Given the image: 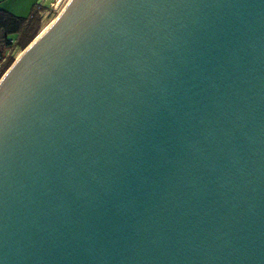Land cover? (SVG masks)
I'll use <instances>...</instances> for the list:
<instances>
[{
  "label": "water",
  "instance_id": "obj_1",
  "mask_svg": "<svg viewBox=\"0 0 264 264\" xmlns=\"http://www.w3.org/2000/svg\"><path fill=\"white\" fill-rule=\"evenodd\" d=\"M38 38L0 81V264H264V0H72Z\"/></svg>",
  "mask_w": 264,
  "mask_h": 264
},
{
  "label": "trees",
  "instance_id": "obj_2",
  "mask_svg": "<svg viewBox=\"0 0 264 264\" xmlns=\"http://www.w3.org/2000/svg\"><path fill=\"white\" fill-rule=\"evenodd\" d=\"M42 17L32 16L29 19H22L4 11H0V47L9 52L6 58L4 69L0 78L13 65L17 54L23 53L28 46L41 33ZM0 56V62L4 59Z\"/></svg>",
  "mask_w": 264,
  "mask_h": 264
},
{
  "label": "rangeland",
  "instance_id": "obj_3",
  "mask_svg": "<svg viewBox=\"0 0 264 264\" xmlns=\"http://www.w3.org/2000/svg\"><path fill=\"white\" fill-rule=\"evenodd\" d=\"M70 1L72 0H64L63 3L60 5L59 9L57 10V12H54V8L51 7V3L48 0H38L37 5L35 7V11H32L33 9L31 8V4H30L27 8L23 7L22 11L18 12V14L20 18H26V19L27 18L29 19L34 15L35 16L40 15L42 17V20H41V24H42L41 30L42 31L39 34L40 36L45 31V29H47L50 25H52L59 18V16L64 12L65 8H67ZM57 4H58V0L54 1L55 7L58 8ZM21 54L16 55L17 57L15 61L20 57ZM3 76L0 78V81L3 78Z\"/></svg>",
  "mask_w": 264,
  "mask_h": 264
},
{
  "label": "crops",
  "instance_id": "obj_4",
  "mask_svg": "<svg viewBox=\"0 0 264 264\" xmlns=\"http://www.w3.org/2000/svg\"><path fill=\"white\" fill-rule=\"evenodd\" d=\"M37 1L38 0H0V11L7 12L9 14H12L13 16L20 18L18 12H21L23 7L27 8L30 4H31V8L33 9L32 11H35ZM22 19H26V18H22ZM8 54H9L8 51L1 49L0 47V56L2 55L5 57L0 62V75L2 70L4 69L3 67L5 66L6 58L8 57Z\"/></svg>",
  "mask_w": 264,
  "mask_h": 264
},
{
  "label": "built area",
  "instance_id": "obj_5",
  "mask_svg": "<svg viewBox=\"0 0 264 264\" xmlns=\"http://www.w3.org/2000/svg\"><path fill=\"white\" fill-rule=\"evenodd\" d=\"M48 1L51 3V7L54 8V12H57V10L59 9L60 5L63 3L64 0H58V4H57L58 8L55 7L54 5V1L56 0H48Z\"/></svg>",
  "mask_w": 264,
  "mask_h": 264
},
{
  "label": "bare ground",
  "instance_id": "obj_6",
  "mask_svg": "<svg viewBox=\"0 0 264 264\" xmlns=\"http://www.w3.org/2000/svg\"><path fill=\"white\" fill-rule=\"evenodd\" d=\"M70 3H71V1L69 2V4H70ZM69 4H68V6H69ZM68 6H67V7H68ZM65 10H66V8H65ZM65 10H64V11H65ZM52 25H53V24H52ZM52 25H50L47 29H45V31L39 36V38H40V37H41V36H42V35H43V34H44V33H45V32H46V31L52 26ZM39 38H38V39H39ZM38 39H37V40H38ZM37 40H36V41H37Z\"/></svg>",
  "mask_w": 264,
  "mask_h": 264
}]
</instances>
